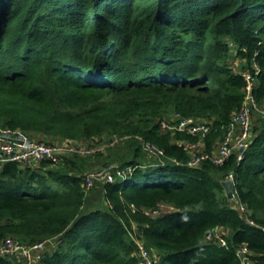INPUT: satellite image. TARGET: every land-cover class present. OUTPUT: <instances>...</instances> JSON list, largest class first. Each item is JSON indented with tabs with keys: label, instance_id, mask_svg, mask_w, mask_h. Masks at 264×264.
<instances>
[{
	"label": "trees",
	"instance_id": "1",
	"mask_svg": "<svg viewBox=\"0 0 264 264\" xmlns=\"http://www.w3.org/2000/svg\"><path fill=\"white\" fill-rule=\"evenodd\" d=\"M235 56L251 71L258 65L253 95L264 103V0H0V124L50 144L131 136L93 152L104 158L98 167L86 155L0 166V239H52L35 264H140L128 236L135 222L158 264H240L241 244L264 264V119L254 116L243 159L234 153L220 166H188L174 139L199 137L159 121L172 112L205 117L212 152L243 100ZM122 143L118 166L133 170L86 191L85 173L115 160L109 151ZM230 171L258 226L226 197ZM160 205L168 210L145 212ZM214 227L227 246L204 240ZM0 264L23 263L0 256Z\"/></svg>",
	"mask_w": 264,
	"mask_h": 264
},
{
	"label": "built area",
	"instance_id": "2",
	"mask_svg": "<svg viewBox=\"0 0 264 264\" xmlns=\"http://www.w3.org/2000/svg\"><path fill=\"white\" fill-rule=\"evenodd\" d=\"M252 71H243L242 76L245 81L243 88V100L238 110H235L230 117L228 124L224 127L222 139L217 146L215 152L206 149H197L196 142L184 141L180 143L189 154L186 164L188 166H197L202 161L220 166L234 153L237 155L238 161L244 157V152L248 148L251 141L252 121L256 114L264 119V103L260 104L253 95L256 76L259 68L256 63L252 64ZM161 127L168 130H176L186 132L191 135L204 138L210 131L211 121H200L198 119L179 117L174 123L161 121ZM127 138V137H123ZM118 139L106 141L103 144H97L93 149H88L80 144L71 142L63 143H47L34 139L32 135L21 128L0 127V166L16 162L21 165H32L40 161H48L57 163L63 157L72 154H89L99 151L106 146L113 145ZM90 143V142H89ZM143 151L148 157L162 159L164 152L155 144L148 141H141ZM162 161V160H161ZM133 170L130 166L120 167L117 164H108L100 169H95L84 175L83 186L86 191L91 190L96 181L102 183L113 182L116 176L122 178ZM224 180L231 181L233 185L234 197L233 205L243 215L244 219L252 226H258L256 222L249 217V209L236 196L234 186L236 183L235 174L230 171ZM158 213V211L153 212ZM264 231V226H259ZM135 229H130L129 238L135 244V256L140 264H158L159 255L152 248H147L141 237L137 235ZM205 241H212L217 245L227 246L225 230L222 227H214L208 229L204 235ZM52 243V239H43L33 243H24L21 240L7 236L0 239V256L23 262L24 264H35L42 256V253L48 248V244ZM251 251L246 244H241L235 249V255L240 264H253L250 257Z\"/></svg>",
	"mask_w": 264,
	"mask_h": 264
},
{
	"label": "rangeland",
	"instance_id": "3",
	"mask_svg": "<svg viewBox=\"0 0 264 264\" xmlns=\"http://www.w3.org/2000/svg\"><path fill=\"white\" fill-rule=\"evenodd\" d=\"M232 67H233V69L235 70V71H237V72H243V71H251V67L248 65V62H247V60L245 59V58H242V57H239V56H235L233 59H232ZM163 117L165 118V119H163L164 121H175L177 118H179V117H184V116H182V115H180L179 113H177V112H172V113H167V114H164L163 115ZM187 118H193V119H198V120H200V121H206V120H208V119H206L205 117H197V118H194V117H187ZM162 119H160L159 121L161 122V121H163ZM173 123V122H172ZM0 127L1 128H3V127H5V126H2L1 124H0ZM182 132V131H181ZM123 137H131L130 135H117V134H102V135H98V136H93L92 138H90V139H88V141L90 142H88V141H86V142H76V141H73V142H71V143H73V144H80L81 143V145L82 144H84V145H82V146H85V147H87L88 149H93V147H95V146H97V144H103V143H106V141H113L114 139H118V140H122V138ZM137 139H139V137H137V136H135ZM199 137V136H198ZM206 137V136H205ZM205 137L204 138H202L203 140H205ZM199 139H201L200 137L198 138V140ZM221 141V140H220ZM219 141V142H220ZM126 141H124L123 143H125ZM189 142H195V141H190L189 140ZM54 143H56V142H54ZM121 144V145H119V146H116L115 148H112L109 152H111L112 154H114V158H115V160H113L112 162H109V163H113V164H117V165H120V163H121V154L122 153H124V151H126V149H127V146H125L124 144ZM60 144V143H59ZM217 144H219V143H217ZM218 146V145H217ZM102 151H104L105 149L103 148V149H101ZM101 150H99V151H101ZM101 151V152H102ZM116 151V152H115ZM108 152V151H107ZM95 153V152H94ZM97 153V152H96ZM95 153V154H96ZM98 153H100V152H98ZM119 153V154H118ZM72 155H80V154H72ZM84 155H86L85 157H88V161H90V162H92V164H91V166H96V167H98V166H101V161L102 160H104V158L103 159H99V160H97V155H98V157H100L101 155H99V154H97V155H94V156H90V155H93V152H91V153H89V154H84ZM98 161V162H97ZM89 162V163H90ZM100 162V163H99ZM108 163V164H109ZM36 166V163H33V166ZM107 165V164H106ZM90 166V167H91ZM95 167H93L92 169H94ZM91 171H93V170H90V171H87L86 173H88V172H91ZM85 173V174H86ZM100 181H96L95 182V185H94V187H97V186H99L100 185ZM168 209L167 208H165L164 206H158V212H165V211H167ZM145 212L147 213V214H152L153 212H151V210L150 209H146L145 210ZM155 214H157V213H154L153 215H155ZM130 229H135L136 231H138V229H137V224L135 223V222H132L131 223V225H130V227H129ZM49 245H51L50 243L47 245V246H49ZM23 263V262H22ZM24 264V263H23Z\"/></svg>",
	"mask_w": 264,
	"mask_h": 264
},
{
	"label": "crops",
	"instance_id": "4",
	"mask_svg": "<svg viewBox=\"0 0 264 264\" xmlns=\"http://www.w3.org/2000/svg\"><path fill=\"white\" fill-rule=\"evenodd\" d=\"M31 135H32V137L34 138V139H40V138H42V136L41 135H39V134H37V133H34V132H29ZM184 141H186V140H180V139H174V142L177 144V145H179L180 143H182V142H184ZM53 142H56V143H63V142H67L66 140H62L61 138H58V139H56L55 141H53ZM196 143H197V149H206V144H205V140H203V139H199V140H197V141H195ZM217 150V147L215 148V149H213L212 150V152H215ZM161 206H164V205H161ZM165 208H167L166 206H164Z\"/></svg>",
	"mask_w": 264,
	"mask_h": 264
},
{
	"label": "water",
	"instance_id": "5",
	"mask_svg": "<svg viewBox=\"0 0 264 264\" xmlns=\"http://www.w3.org/2000/svg\"><path fill=\"white\" fill-rule=\"evenodd\" d=\"M222 187L224 189L225 195L229 200H232L234 197V192H233V185L231 181L229 180H224L221 182Z\"/></svg>",
	"mask_w": 264,
	"mask_h": 264
}]
</instances>
